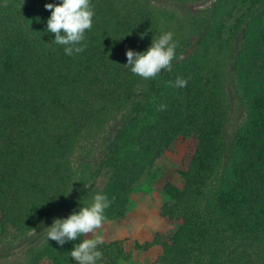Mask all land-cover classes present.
<instances>
[{"label":"trees","instance_id":"1","mask_svg":"<svg viewBox=\"0 0 264 264\" xmlns=\"http://www.w3.org/2000/svg\"><path fill=\"white\" fill-rule=\"evenodd\" d=\"M23 1L0 0V238L24 235L61 204L78 212L92 193L112 201L106 220L122 218L134 183L184 141L180 186L163 187L168 237L155 235L161 253L137 264H264V0H213L186 24L151 0H91L87 47L72 56L47 30L45 5L62 0ZM164 32L177 45L172 70L133 74L127 50L146 51ZM226 64L244 111L231 141ZM177 76L185 87L168 86ZM113 119L84 187L72 157ZM84 238L29 242L20 264H76L70 252ZM98 250L97 264L128 258L122 240Z\"/></svg>","mask_w":264,"mask_h":264},{"label":"rangeland","instance_id":"2","mask_svg":"<svg viewBox=\"0 0 264 264\" xmlns=\"http://www.w3.org/2000/svg\"><path fill=\"white\" fill-rule=\"evenodd\" d=\"M8 0H3L6 4ZM158 7L164 8L175 13L186 24L190 19V10L206 7L213 0H207L200 4H183L172 0H151ZM18 8L24 7L23 0H15ZM239 38V37H238ZM240 40V38L238 39ZM239 42V41H238ZM237 40L234 47L237 48ZM151 44H149L150 46ZM148 46V47H149ZM224 73L226 76V104H228L230 116L226 124V134L228 141H231L233 131L236 125L241 121L244 111L239 104L238 91L234 81L231 78L230 66L226 64ZM118 119H113L104 124L99 131L98 138L94 141L87 142L80 148L81 152L73 155V166L79 178H84L83 186H88L92 180L89 178L94 162L98 158V150L104 143H108L112 139L117 125ZM186 157L185 142L173 143L170 149L165 152L160 159L157 160L155 166L142 176L132 186L127 210L122 218L106 220L101 229L97 230L95 235H101L104 242L122 240L125 252L128 253L127 259H121L116 264H137L141 262H152L161 253V244L153 243L155 235L160 240L168 237V230L172 222L160 215V208L163 203L169 201L163 187L166 183H172L180 186V178L177 174V168L181 165ZM95 186L100 187L102 179L97 178ZM79 186V185H78ZM94 194L86 204H90ZM52 215L40 222L26 232L24 235H9L0 238V264H20L24 260V248L30 242L32 244H44L47 239V227H50L54 219L67 218L71 212L68 211V205L61 204ZM80 205L79 208L83 207ZM90 238V237H89ZM151 243L148 248L142 246ZM77 264V263H76Z\"/></svg>","mask_w":264,"mask_h":264},{"label":"clouds","instance_id":"3","mask_svg":"<svg viewBox=\"0 0 264 264\" xmlns=\"http://www.w3.org/2000/svg\"><path fill=\"white\" fill-rule=\"evenodd\" d=\"M46 9L51 11L47 20V30L55 34L54 43L64 46L68 56L82 53L87 45L85 33L92 28L94 10L91 0H62L59 4L48 3ZM176 47L173 42V33L164 32L158 39L153 40L146 51L137 52L127 50V63L131 72L144 79H154L161 71L172 70V62L176 59ZM168 86L185 87L187 80L177 76L176 80L168 81ZM167 105L161 104L160 111L166 110ZM87 187V186H85ZM112 201L107 195L97 193L90 204H84L78 212H73L67 218L54 219L53 224L47 227V239L51 238L59 245L66 241H73L80 237L70 256L77 264H97L103 253L98 245L103 244L101 235H95L106 221L105 210ZM90 235V238H88Z\"/></svg>","mask_w":264,"mask_h":264}]
</instances>
